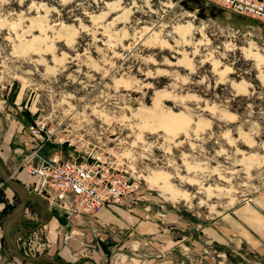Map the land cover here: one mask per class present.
Here are the masks:
<instances>
[{"label":"rangeland","instance_id":"374dc122","mask_svg":"<svg viewBox=\"0 0 264 264\" xmlns=\"http://www.w3.org/2000/svg\"><path fill=\"white\" fill-rule=\"evenodd\" d=\"M197 8L172 0H0V128L22 117L10 140L25 145V156L29 127L43 123L50 136L42 156L89 155L119 170L135 189L117 206L141 220L167 213L198 219L199 231L251 203L264 192V25ZM19 224L22 231L16 225L8 234H18V252L35 239L33 220ZM189 241L177 245L178 264L190 258ZM41 244L35 256H48ZM0 264H23L1 233Z\"/></svg>","mask_w":264,"mask_h":264},{"label":"crops","instance_id":"0c3cea01","mask_svg":"<svg viewBox=\"0 0 264 264\" xmlns=\"http://www.w3.org/2000/svg\"><path fill=\"white\" fill-rule=\"evenodd\" d=\"M23 123L19 117L0 128V167L23 188L35 193L38 179L20 167L26 147L10 140L20 135ZM5 186L0 181V224L8 215L3 209L14 199L13 191L7 188V192H11L7 194ZM27 199L35 200L30 195ZM43 208L47 255L63 264H178L177 245L189 237L191 241L187 245L191 253L185 264H192L196 258L197 264H245L242 260L250 256L255 257L258 264H264V192L253 196L251 203L240 204L206 221L199 231L195 229L200 226L198 219L185 222L177 215L166 213L162 220L145 221L139 218V212L128 213L121 206L103 207L93 221L53 208L49 210L46 205ZM38 216L36 205L33 211L25 206L21 222L33 220L35 225ZM104 227L122 235L111 239ZM143 239H149V243L145 244ZM213 251L219 253L220 258L214 260L206 254Z\"/></svg>","mask_w":264,"mask_h":264},{"label":"built area","instance_id":"2783aa9c","mask_svg":"<svg viewBox=\"0 0 264 264\" xmlns=\"http://www.w3.org/2000/svg\"><path fill=\"white\" fill-rule=\"evenodd\" d=\"M181 1L183 0H172L173 6H180ZM200 1L205 6L253 19L264 25V0ZM49 134L43 123H36L29 127L28 143L33 144V147L20 164L28 175L38 179L35 193L28 191L30 196H34L35 200L31 204L37 206L39 213L30 231L35 234L37 249L44 242L43 229L46 224V215L43 205H46L49 210L53 208L69 215H81L92 219L103 207L121 204L122 199L130 197V193L135 189V186L131 185L119 170L106 166L105 162L97 157L91 158L86 155L79 160L71 155L64 159L56 155L42 156L41 151L49 140ZM8 177L12 178V175ZM19 223L18 233L22 231Z\"/></svg>","mask_w":264,"mask_h":264},{"label":"water","instance_id":"95a60500","mask_svg":"<svg viewBox=\"0 0 264 264\" xmlns=\"http://www.w3.org/2000/svg\"><path fill=\"white\" fill-rule=\"evenodd\" d=\"M187 0H183L179 3V5L191 11L192 9H189V6L186 4ZM199 14L202 13L203 8L198 7ZM0 181L4 185L10 187L13 190H16L18 195V204L15 207V209L7 215L0 224V233L2 238L6 241L8 244L10 251L13 255V257L20 263H27V264H38V263H45V264H58L54 259L48 256H33V257H25L22 256L15 246V241L13 239V236L8 235L6 233L7 226H11L14 224L17 220L21 219L25 210L27 198L29 196V192L27 189L23 188L21 185H19L16 181H14L12 178L8 177L3 170L0 167Z\"/></svg>","mask_w":264,"mask_h":264},{"label":"trees","instance_id":"16d2710c","mask_svg":"<svg viewBox=\"0 0 264 264\" xmlns=\"http://www.w3.org/2000/svg\"><path fill=\"white\" fill-rule=\"evenodd\" d=\"M186 4L187 6L191 5V6H195L196 7H202V2L200 0H187L186 1ZM200 4V5H199ZM214 7H211V9H213ZM215 9V8H214ZM243 107V106H242ZM240 109H237L235 112L239 115L241 114V108ZM234 107H231L230 105V110L233 111ZM28 201L29 199H27V202H26V207L28 206ZM15 209V205L13 206H5V208L3 209V212H6V213H10L12 212L13 210ZM33 211V210H32ZM38 246V243L36 241V239H33L32 241H30V244H23L21 246V248H19V253L22 255V256H25V257H33L35 255H37V247ZM48 257H51L52 259H54L58 264H60V262L57 260V258L53 257V256H48ZM24 264V263H23ZM62 264V263H61Z\"/></svg>","mask_w":264,"mask_h":264},{"label":"bare ground","instance_id":"6f19581e","mask_svg":"<svg viewBox=\"0 0 264 264\" xmlns=\"http://www.w3.org/2000/svg\"><path fill=\"white\" fill-rule=\"evenodd\" d=\"M261 79L263 80L264 77L261 76ZM233 87L236 88L237 91H240L239 86H236V85H235V86H233ZM177 124H178V123H176V125H177ZM168 126H170L171 128H173V127H175V124H174V123H170ZM12 191L15 192V194H17L16 190H12ZM20 221H21V219L17 220V221H16L14 224H12L11 226H7V228H6V233H7V234L11 233V232L13 231L14 226L18 225V223H19ZM17 237H18V234L16 233V234L13 236V239L16 240Z\"/></svg>","mask_w":264,"mask_h":264}]
</instances>
